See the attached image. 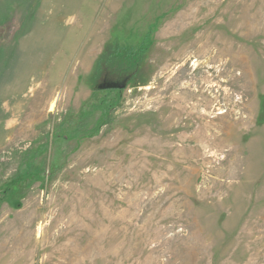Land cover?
<instances>
[{"label": "rangeland", "instance_id": "obj_1", "mask_svg": "<svg viewBox=\"0 0 264 264\" xmlns=\"http://www.w3.org/2000/svg\"><path fill=\"white\" fill-rule=\"evenodd\" d=\"M42 1L0 29V264H264V0Z\"/></svg>", "mask_w": 264, "mask_h": 264}, {"label": "crops", "instance_id": "obj_2", "mask_svg": "<svg viewBox=\"0 0 264 264\" xmlns=\"http://www.w3.org/2000/svg\"><path fill=\"white\" fill-rule=\"evenodd\" d=\"M61 1V0H60ZM59 1V2H60ZM70 0H62L64 5H68ZM22 3V4H20ZM48 0H43L41 4L46 8ZM62 3H58L57 7H62ZM35 4L33 0H0V29L6 24L29 23L35 16ZM41 10V5L37 6Z\"/></svg>", "mask_w": 264, "mask_h": 264}, {"label": "water", "instance_id": "obj_3", "mask_svg": "<svg viewBox=\"0 0 264 264\" xmlns=\"http://www.w3.org/2000/svg\"><path fill=\"white\" fill-rule=\"evenodd\" d=\"M102 87H104V88L107 87V88H118V89H121V88H123V85H115L114 83L113 84L104 83ZM102 87H100V88H102Z\"/></svg>", "mask_w": 264, "mask_h": 264}]
</instances>
